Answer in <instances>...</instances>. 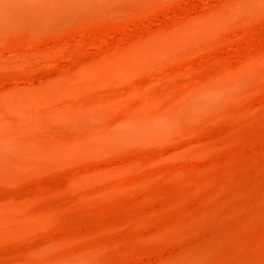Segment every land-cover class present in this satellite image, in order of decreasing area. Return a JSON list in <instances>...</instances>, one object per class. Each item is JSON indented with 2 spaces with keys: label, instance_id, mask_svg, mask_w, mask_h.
Masks as SVG:
<instances>
[{
  "label": "rangeland",
  "instance_id": "rangeland-1",
  "mask_svg": "<svg viewBox=\"0 0 264 264\" xmlns=\"http://www.w3.org/2000/svg\"><path fill=\"white\" fill-rule=\"evenodd\" d=\"M0 264H264V0H0Z\"/></svg>",
  "mask_w": 264,
  "mask_h": 264
},
{
  "label": "bare ground",
  "instance_id": "bare-ground-1",
  "mask_svg": "<svg viewBox=\"0 0 264 264\" xmlns=\"http://www.w3.org/2000/svg\"><path fill=\"white\" fill-rule=\"evenodd\" d=\"M140 116V115H139ZM143 116H145L144 114H143ZM144 119H146V117L144 118ZM169 121V120H168Z\"/></svg>",
  "mask_w": 264,
  "mask_h": 264
}]
</instances>
